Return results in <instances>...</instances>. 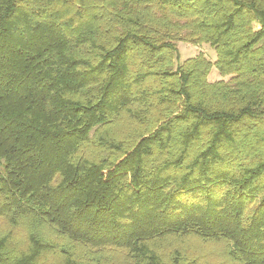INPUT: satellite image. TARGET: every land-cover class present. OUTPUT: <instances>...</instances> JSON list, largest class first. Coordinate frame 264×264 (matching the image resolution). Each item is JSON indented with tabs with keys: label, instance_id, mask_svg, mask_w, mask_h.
I'll use <instances>...</instances> for the list:
<instances>
[{
	"label": "trees",
	"instance_id": "16d2710c",
	"mask_svg": "<svg viewBox=\"0 0 264 264\" xmlns=\"http://www.w3.org/2000/svg\"><path fill=\"white\" fill-rule=\"evenodd\" d=\"M0 264H264V0H0Z\"/></svg>",
	"mask_w": 264,
	"mask_h": 264
},
{
	"label": "rangeland",
	"instance_id": "374dc122",
	"mask_svg": "<svg viewBox=\"0 0 264 264\" xmlns=\"http://www.w3.org/2000/svg\"><path fill=\"white\" fill-rule=\"evenodd\" d=\"M254 27L257 29L258 25L254 24ZM177 50H178V58L181 61L193 57L195 55H197L198 53H203L209 61H211L212 63L216 60V51L215 49L210 45V44H200V45H191V44H186V43H179L177 45ZM209 80H216V79H220L222 78L219 71L215 68L212 67L211 71H210V75L208 76ZM228 77H226L225 79H227ZM180 243V241H173L172 240V245H178ZM184 244L186 245L187 242H184ZM169 245L165 244L164 248L168 247ZM191 246L193 248V253L197 254V255H203V251L209 252L210 251H215L213 254V258L209 257V261L212 260H223L222 256H219V251H222L223 248L222 246H217L214 243H206V244H202L199 243L198 241H191ZM219 248V249H216ZM213 262V261H212Z\"/></svg>",
	"mask_w": 264,
	"mask_h": 264
},
{
	"label": "crops",
	"instance_id": "0c3cea01",
	"mask_svg": "<svg viewBox=\"0 0 264 264\" xmlns=\"http://www.w3.org/2000/svg\"><path fill=\"white\" fill-rule=\"evenodd\" d=\"M210 75V74H209ZM216 80H218V79H216Z\"/></svg>",
	"mask_w": 264,
	"mask_h": 264
}]
</instances>
